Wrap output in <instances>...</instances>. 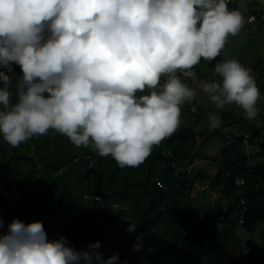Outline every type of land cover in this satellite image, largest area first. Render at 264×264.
<instances>
[{
	"label": "clouds",
	"instance_id": "clouds-1",
	"mask_svg": "<svg viewBox=\"0 0 264 264\" xmlns=\"http://www.w3.org/2000/svg\"><path fill=\"white\" fill-rule=\"evenodd\" d=\"M250 15L228 0H0V134L16 147L52 129L138 166L179 127L194 66L216 60ZM213 75L199 87L216 107L235 103L254 119L261 90L250 71L231 58ZM219 125L210 114L209 127ZM100 246L76 249L64 235L50 239L41 220L14 218L0 234V264H119Z\"/></svg>",
	"mask_w": 264,
	"mask_h": 264
},
{
	"label": "trees",
	"instance_id": "trees-1",
	"mask_svg": "<svg viewBox=\"0 0 264 264\" xmlns=\"http://www.w3.org/2000/svg\"><path fill=\"white\" fill-rule=\"evenodd\" d=\"M228 7L239 10L240 0H228ZM247 8L258 19L263 15L261 2L248 3ZM222 59L221 53L211 62L201 58L193 70L203 78L200 68L209 72ZM254 59L256 72L263 75L264 55ZM191 103L181 105L179 127L154 145L138 166L121 167L110 155L101 156L91 146H79L74 153L69 138L52 129L40 139L35 135L22 142L24 148L21 144L13 147L0 137V203H14L6 208L0 205L3 221L0 231L8 230L4 217L20 209L30 215L28 222L41 220L50 239L64 235L76 249H86L99 240L98 251L105 258L118 253L119 264H264V230L261 241L253 243L249 250L239 248L232 261H224L237 225L253 233L264 222V160L252 166L249 163L251 157H264V124L246 131L250 133L247 138L245 133L226 137L225 143L229 145L213 161L217 163V171L209 176L199 166L211 157L208 155L206 159L200 148L206 136L215 129L219 133V128L193 129L189 115ZM199 113L201 106L197 107L194 122L199 120ZM221 118L224 126L238 121L227 110ZM199 141H202L199 149L194 151ZM243 142L260 144V148L251 156L244 152ZM51 143L57 144L52 151ZM88 156L96 160L93 168L89 166ZM38 161L42 165L40 169ZM177 168H182V172L178 173ZM91 170L95 171L92 179ZM240 180L245 181L243 185H239ZM198 182H208L212 191L220 193L221 200H228L227 205L219 202L211 207V213L203 216L208 222L199 218L203 205L199 208L189 204L185 212L184 199ZM4 190L9 192V197L3 195ZM95 194L101 201L94 198ZM85 195L89 198L85 199ZM241 197L247 199V206L239 205ZM21 200L27 204L18 208L16 205ZM127 201L129 205L124 206ZM243 218L245 222L239 224ZM131 221L137 224L135 232L126 231ZM162 225L171 228V237L154 238V228ZM136 243L140 244L139 250L133 249ZM213 255L219 257L213 260Z\"/></svg>",
	"mask_w": 264,
	"mask_h": 264
},
{
	"label": "rangeland",
	"instance_id": "rangeland-1",
	"mask_svg": "<svg viewBox=\"0 0 264 264\" xmlns=\"http://www.w3.org/2000/svg\"><path fill=\"white\" fill-rule=\"evenodd\" d=\"M255 1L261 2L259 0H241V11L247 12V8H246L247 6L246 5L248 3H251V4L255 3ZM241 32H242V30H240L239 33H241ZM243 35L244 34H239V35H235V37H237V36L242 37ZM235 39L236 38L232 39V42H231L228 50L224 49L222 51V52H225V55H223V59H229L226 56V54H229V52L234 53L236 51V50H234V45L236 44ZM242 44L245 46L246 41H244ZM258 44H259L258 47H259V52H260L259 55H264V50H263L264 38L259 39ZM252 61H253L252 64L248 63L244 66L250 71V74L254 77L258 87L261 90V96L257 101L258 114L254 119H248L244 115V110L241 107H239L238 105H236L235 103H233L231 105H226L223 109L217 108L216 105L208 98V96L200 89V87H199L200 81L219 79L218 76L213 75L214 69H211V71L209 70V72H208V70L202 69L203 70L202 71L200 68L201 74L205 76L203 78L199 77L198 74L193 70L196 73V78L195 79L189 78V80H188V85L190 87H192L193 89H195V97L191 103V105H192L191 106L192 107L191 113H189V115L191 116L190 124L193 123V129H195L197 131L203 130L205 128L212 130V128L209 127V115L210 114H217L220 118V125L218 127L219 133L216 132V131H218L216 129L214 131H211V133H209V135L206 136V141L201 144V148H200V151L202 153H205L206 159H207L208 155L211 157L210 160L212 161V163H214L213 161L215 160V158L219 156V152L222 150V148L224 146H228L227 142L225 143L226 137H230V136H232V134L234 136H239L240 134L245 133V136L247 138L250 136V133H248V132L246 133V131L253 128L254 126L261 127L264 124V89H263L264 75L258 74L254 67H250V66H254V64L256 63L254 57L252 58ZM199 106H201V113H199L200 118L197 122H194V119L197 118V116L195 114H196L197 107H199ZM226 110L230 113H233L238 118V121L235 123H230L229 126H224V123H223L221 117H222L223 112ZM239 120H241V121H239ZM195 121H196V119H195ZM52 131H55V130H52ZM38 137L40 139L41 135H38ZM62 141H60V146L63 143ZM65 141H68V139H66V140L64 139V142ZM56 145L57 144L51 143L49 150L52 151L53 149H55ZM70 145L72 147L70 149L74 153L78 152V150L80 149V147L75 146L72 142L70 143ZM242 148L246 154H250L251 156H253L259 150L260 144H255V145L250 144L249 145L248 142H243ZM210 154H213V156H211ZM256 158L257 157H251L250 166H252L251 164H255V165L261 164L262 161L264 160V157L257 158V159ZM208 165H211L210 170H208L209 169ZM41 168H42V165H41ZM199 168L201 169L200 171L205 172L209 176H213L217 171V165L214 166L213 164H211L207 160L204 161L203 163H200ZM182 170H183L182 168L176 169V171L178 173H180V171L182 172ZM41 171H42V169H41ZM123 173L126 174L127 171H124ZM194 174H196L195 171H194ZM129 178H132V176H129ZM120 179H122L124 181L125 178L120 177ZM207 185H208V182H206V183L198 182L196 184V186L192 189V191H188V193H187L188 199L187 198L184 199V202H185L184 208H185V212L187 213L189 204H193L199 208L203 205L202 206L203 209L201 210V214H200L199 218L200 219L202 218L203 220H206L208 222V219L204 218L203 216H208L211 213L210 212L211 207H213L215 204H217L219 202L222 203L223 205H227L228 200H226V201H223V199L221 200L220 193L218 191H212ZM239 185H243V184H239ZM150 186L152 187L151 184H150ZM167 192L168 191L165 190V193H167ZM191 200H192V203H191ZM129 202L130 201H127L126 204H124V206L129 205ZM246 202H247V199L244 197H241L240 201H239V205L240 206H247ZM26 204H27L26 201L21 200L20 204L17 206L19 208L21 206H25ZM35 204L36 203L31 202V205H35ZM14 218H19V219L25 221V223H29L28 221H31L30 215H26L20 209H16L14 213L9 212L4 217V220H5L4 225L7 229H8V225L12 222V220ZM170 230H171V228L168 225H162L160 227H155L154 228V231H155L154 232V238L159 239L160 237L162 238L163 235L164 236L168 235L171 237ZM263 230H264V222L259 224L258 227L253 231V233H250V232L247 233L245 231V229H243L242 226L237 225L236 229H235L236 235H235L234 239L232 240L231 244H229L227 246L229 251L227 250V255L225 256L224 261L226 263H229L230 261H232L235 258L234 257L235 251L238 252L241 250L239 248H242L243 250H249V247L253 243H257V242L261 241V232H263ZM146 243H147V240L144 241V245ZM125 251H127V250H125ZM216 253H218V252H216ZM215 257H219V256L213 255L212 259L214 260ZM208 260H211V257H209Z\"/></svg>",
	"mask_w": 264,
	"mask_h": 264
},
{
	"label": "crops",
	"instance_id": "crops-1",
	"mask_svg": "<svg viewBox=\"0 0 264 264\" xmlns=\"http://www.w3.org/2000/svg\"><path fill=\"white\" fill-rule=\"evenodd\" d=\"M259 1H261V4L263 5V9H264V0H259ZM239 11L241 12V14L243 16H247V15H249L251 13L250 11H248V8H247V12H242L241 11V0H240V8H239ZM263 15H264V11H263ZM262 16H261L260 19L257 18V20L255 22H253L252 24H249L247 27L241 29L242 32L239 33V34H244L242 37H240V36H237V37H235V36H229L228 37V39H227V41L225 43V46L222 49V51L224 49L228 50V48H229V46H230V44L232 42V39L236 38L235 39L236 40V44L234 45V50H236V51L234 53L228 51L229 54H226V56L229 59L236 58L243 65H246L248 63L249 64H252V62H253L252 61V58L253 57L255 58L256 56H263V55H259L260 52H259V47H258L259 46L258 40L264 38V18ZM239 34H237V35H239ZM244 41H246L245 46L242 44ZM263 50H264V48H263ZM223 55H225V52H221L222 58H223ZM250 67H254L255 68V66H250ZM9 75L13 76L12 78H13V81L14 82L19 78V76H22V71H21L19 65H15L14 64V71L12 73H9ZM12 99H13V101H15L16 97L13 96ZM0 137H2V134H0ZM201 142L202 141H199L198 142V145L194 146V151H196L197 149H199V143H201ZM23 146L24 145L21 144L20 147L24 148L25 146L24 147ZM207 161H209L211 163V160L210 159H207ZM211 164H213L215 166L217 163H211ZM208 166H209V169L208 170H210L211 169V167H210L211 165H208ZM37 168H39V169L41 168V164H40L39 161H38V167ZM4 192L5 193H3V195L5 194L6 197H9L10 196V194H9L8 191L4 190ZM2 203L3 204L0 203V205H1V207H4V208H6L7 206H11L12 207L14 205L13 202H8V203L2 202ZM11 203H12V205H11ZM227 224L228 223L226 222V225ZM5 232H7V230L3 229L2 231H0V234H4Z\"/></svg>",
	"mask_w": 264,
	"mask_h": 264
},
{
	"label": "built area",
	"instance_id": "built-area-1",
	"mask_svg": "<svg viewBox=\"0 0 264 264\" xmlns=\"http://www.w3.org/2000/svg\"><path fill=\"white\" fill-rule=\"evenodd\" d=\"M262 17L264 18V15H263ZM245 21H246V22H245V24L243 25L242 28L248 26V23L255 22V21H256V18H255L253 15H250ZM262 74L264 75V69L262 70ZM227 144L229 145V142H227ZM88 159H89V166H90V168H93V166L96 164V160H95V158L92 157V156H88ZM94 173H95L94 170H91V171H90V173H89V178H90V179L94 178ZM244 182H245L244 180H240L238 183H240V184H244ZM85 198H86V199L89 198V195H85ZM94 198H95L96 200H100V201H101V199H102V198H100V196H98V195H96V194H95ZM244 210H245V208H244ZM240 222H241V223H244V218H243V219H240Z\"/></svg>",
	"mask_w": 264,
	"mask_h": 264
}]
</instances>
